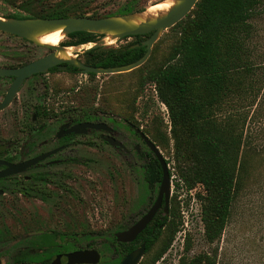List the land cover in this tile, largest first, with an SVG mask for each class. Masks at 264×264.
Returning <instances> with one entry per match:
<instances>
[{
	"label": "trees",
	"instance_id": "trees-1",
	"mask_svg": "<svg viewBox=\"0 0 264 264\" xmlns=\"http://www.w3.org/2000/svg\"><path fill=\"white\" fill-rule=\"evenodd\" d=\"M17 1L18 8L26 15L13 14L6 18L97 19L144 11L138 7L139 0H127L115 13L105 15L91 6L93 0H13L12 3ZM161 1L164 0L154 5ZM263 6L264 0H198L193 10L172 27L180 29L167 60L145 78V82L156 85V97L167 110L178 179L186 192L200 189L195 197L200 203L203 240L210 249L189 256L191 248L186 236L178 264H217V243L228 223L231 206L249 175L243 136L246 116L241 109L248 96L256 97L258 92L260 79L255 76L259 66L250 46L255 32L252 23ZM150 35L135 36V42L118 49L92 48L84 52L82 62L95 68L132 64L145 54L142 42ZM98 38L101 37L96 34L73 33L60 45H86ZM70 70L82 73L72 66ZM93 109V106H81L74 122H79V116L91 120ZM170 138L164 135L165 142L159 145L167 147ZM146 158L143 175L148 197L144 204L151 201V191L159 186L162 177L160 165L150 151ZM181 226L179 208L171 206L169 215L159 212L132 247L119 244L117 252L125 255L134 245L144 242L145 256L163 241L159 251L145 263L156 264Z\"/></svg>",
	"mask_w": 264,
	"mask_h": 264
},
{
	"label": "rangeland",
	"instance_id": "rangeland-1",
	"mask_svg": "<svg viewBox=\"0 0 264 264\" xmlns=\"http://www.w3.org/2000/svg\"><path fill=\"white\" fill-rule=\"evenodd\" d=\"M13 0H0V17L8 15H26ZM127 0H93L91 6L97 7L101 15L115 13ZM160 0H139V8L152 9ZM114 16H119L114 14ZM254 35L250 48L253 50V59L259 66L255 78L260 79L257 84V96H248L241 113L246 116L244 127V143L249 158V175L244 188L231 206L230 217L220 241L217 243V264H264V6L260 15L253 21ZM180 28H169L163 32L153 44L148 60L139 68L127 73L114 75H96L89 77L83 73L73 74L53 72L40 76L35 80L42 81L48 86V93L53 96L57 109L69 107L73 113L80 111L81 106H93L92 122H103L115 130V138L127 148L128 154H117L116 149L108 147L98 139V134L89 133L87 137L96 148L80 149L76 153L78 159L96 162L102 171L110 172L119 169L118 180L110 186L108 181L91 180L89 197L86 199L85 223L89 225L92 235L107 236L110 231L103 232L104 227H111L115 220L125 222L126 216L138 219L155 200L158 187L151 191V201L144 204L148 195L144 181L142 163L146 161L149 151L142 140L130 129V125L146 132L151 141L164 144V135L170 138L169 120L163 104L156 97V85L145 82L149 73L156 71L168 56L172 45L176 42ZM5 36L0 38V42ZM66 40V37H64ZM102 38H98L100 41ZM4 40V39H3ZM62 41V42H63ZM135 42L133 37L113 41L110 45L101 46L103 50L118 49ZM19 44V42H16ZM23 45V43H21ZM87 46L80 52L73 51L74 59L83 60ZM36 56H43L47 50L33 45H26ZM63 110V109H62ZM27 121L10 120L0 122V139L12 143L22 141L24 137L17 135V130ZM61 122H47L48 128H57ZM113 134V136H114ZM20 143V142H19ZM135 146H138L142 158L137 157ZM163 157L169 162L171 176V206L179 208V218L182 222L180 231L176 233L173 242L162 259L156 264H178L183 255L185 237L190 245L189 256L210 247L203 240V224L200 217V203L195 197L193 189L186 192L178 179L174 157L173 140L170 138L168 146L159 145ZM121 155V156H120ZM106 183V184H105ZM179 184V186H177ZM120 189L117 197L110 198L109 189ZM105 188V189H104ZM107 196V197H106ZM122 217V220L120 221ZM109 229V228H108ZM107 229V230H108ZM94 233V234H93ZM86 242L82 240L81 245ZM163 241L158 243L148 255L142 257L145 264L154 253L158 252ZM216 246V244H215ZM105 260L113 257L110 250L98 249ZM3 257L9 256L14 249H0ZM141 263V264H142Z\"/></svg>",
	"mask_w": 264,
	"mask_h": 264
},
{
	"label": "flooded vegetation",
	"instance_id": "flooded-vegetation-1",
	"mask_svg": "<svg viewBox=\"0 0 264 264\" xmlns=\"http://www.w3.org/2000/svg\"><path fill=\"white\" fill-rule=\"evenodd\" d=\"M2 36L5 38L0 42V71L5 73L0 74V122H27L16 132L19 137H24L23 142L14 140L10 143L0 139V249L17 250L9 252L8 257H3L0 251V264H56L57 257L58 264H66V254L84 250H96L99 253L96 264H121L125 256L144 242L134 245L128 253L122 255L117 252L119 244L132 247L131 244L137 238L131 243H118L115 234L136 223L155 200L140 218L126 216L124 223L115 220L111 227L103 228V232L110 231L107 236L97 238V235H92L83 214L91 180L108 181L112 186L118 180L120 172L119 169L113 171L111 168L110 172L102 171L101 167L96 166V162L78 159L76 153L80 149H97L89 140L84 139L81 144V138L87 137L89 133H96L98 139L116 149L117 154L127 155L128 150L115 138V130L110 126L111 133L96 130H88L86 134L69 133L72 126L92 121L79 116V122L75 123L76 114L73 110L69 107L58 110L57 103L51 98L53 95L50 96L47 91V84L35 79L55 71L72 73L70 64L59 65L65 66L64 70L55 66L45 73H36L23 79L10 101L5 103L17 78L11 72L51 54L53 50L45 49L47 51L43 56H36L26 48L27 44L35 46L33 43L0 31V38ZM68 39L69 35L65 41ZM78 60L82 62L81 59ZM4 104L6 105L3 107ZM50 121L61 123L57 128H48L47 122ZM130 129L138 136L134 126L130 125ZM109 137L119 141L124 149L107 143L105 139ZM135 147L133 149L137 157L142 158ZM40 157L43 159L32 162ZM144 163L145 161L142 169ZM16 168L21 171H16ZM119 192L120 189L117 190L114 185V189H109L108 195L112 199ZM159 212L169 215L164 213L163 206L157 214ZM85 239V244L81 245ZM100 248L110 250L113 257L103 263V256L98 250Z\"/></svg>",
	"mask_w": 264,
	"mask_h": 264
},
{
	"label": "water",
	"instance_id": "water-1",
	"mask_svg": "<svg viewBox=\"0 0 264 264\" xmlns=\"http://www.w3.org/2000/svg\"><path fill=\"white\" fill-rule=\"evenodd\" d=\"M165 1V0H164ZM198 0H174L173 6L164 15H159L155 18L150 16H143V12L110 16L104 18H89V17H69L63 19H42V18H30V19H11L0 17V31L21 37L37 47H41L48 50H53L51 54L34 61L24 68L13 71L16 75V80L10 89L9 96L6 98L5 103L10 101L13 93L16 92L17 87L20 85L23 79L36 74L45 73L48 69L58 66L59 70H64L65 66H59L61 64H70L74 68L80 69L83 74H95V75H114L120 73H127L142 66L149 58L153 44L158 40L160 35L172 28L181 20H183L195 7ZM62 29L64 37H67L73 33H91L100 36L102 39L93 43V46H89L85 49V52L92 48H99L105 46L104 40L109 38L112 41L122 40L127 37L143 36L151 33L150 37L142 42V45L146 48L145 54L138 61L113 68H95L87 66L77 59L59 58V54L63 53L65 48L60 44L56 47L43 45L37 41V37ZM92 44V43H90ZM86 44V45H90ZM85 45L73 47L75 51L80 52V49ZM5 71H0V74ZM6 104L3 105V107ZM88 130L112 132L107 124L104 123H92L84 122L76 124L69 129V133L86 134ZM135 133L142 140L144 145L148 148L154 158L160 165L162 177L158 187V193L156 199L150 209L142 216L136 223L130 226L127 230L117 232L115 234L116 241L118 243H131L133 242L151 223L158 210L163 206V211L166 215L169 213V201L171 197V176L167 160L163 157L158 147L139 129L135 128ZM107 143L114 147H120L124 149V146L114 138H106ZM136 151H139L138 146L135 147ZM43 159L42 157L32 160V162ZM16 171H21L20 168H16ZM145 253V244L142 243L139 248L129 253L122 260L121 264H139ZM66 264H96L99 261V253L96 250H84L76 251L65 255ZM59 257L56 259L58 264Z\"/></svg>",
	"mask_w": 264,
	"mask_h": 264
},
{
	"label": "bare ground",
	"instance_id": "bare-ground-1",
	"mask_svg": "<svg viewBox=\"0 0 264 264\" xmlns=\"http://www.w3.org/2000/svg\"><path fill=\"white\" fill-rule=\"evenodd\" d=\"M173 4H174V0L161 1V3L154 5V7L152 9H146L145 12L143 13V16H150L152 18H155L159 15H164L173 6ZM64 39L65 38H64V34L62 32V29L55 30L52 32H48V33L42 34V35L37 37V41L39 43H41L43 45L53 46V47L58 46ZM104 42L106 43V45H110L113 43V41L110 40L109 38H106L104 40ZM73 51H74L73 47H67V48H65L63 53L59 54L58 57L62 58V59L73 58V54H72Z\"/></svg>",
	"mask_w": 264,
	"mask_h": 264
},
{
	"label": "built area",
	"instance_id": "built-area-1",
	"mask_svg": "<svg viewBox=\"0 0 264 264\" xmlns=\"http://www.w3.org/2000/svg\"><path fill=\"white\" fill-rule=\"evenodd\" d=\"M164 106V105H163ZM165 107V106H164ZM166 109V108H165ZM166 112H167V110H166Z\"/></svg>",
	"mask_w": 264,
	"mask_h": 264
}]
</instances>
